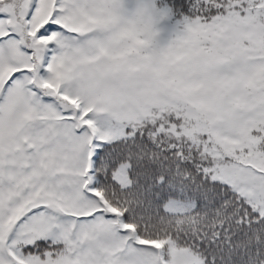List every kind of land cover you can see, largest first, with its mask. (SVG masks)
<instances>
[{
	"label": "snow or ice",
	"instance_id": "snow-or-ice-1",
	"mask_svg": "<svg viewBox=\"0 0 264 264\" xmlns=\"http://www.w3.org/2000/svg\"><path fill=\"white\" fill-rule=\"evenodd\" d=\"M0 264H264V0H0Z\"/></svg>",
	"mask_w": 264,
	"mask_h": 264
}]
</instances>
